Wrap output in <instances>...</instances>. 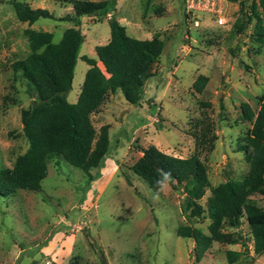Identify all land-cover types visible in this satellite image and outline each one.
I'll use <instances>...</instances> for the list:
<instances>
[{"label":"rangeland","instance_id":"obj_1","mask_svg":"<svg viewBox=\"0 0 264 264\" xmlns=\"http://www.w3.org/2000/svg\"><path fill=\"white\" fill-rule=\"evenodd\" d=\"M10 1L0 0V169L12 167L26 150L20 110L31 103L25 82L9 68L30 52L24 35L29 25L16 18ZM17 1L53 13L56 19L40 17L33 25L51 30L54 42L73 26L57 19L73 14L72 0ZM116 3L115 12L98 21L80 17L84 42L68 102L77 101L88 68L81 56L96 58L95 46L110 37L111 19L134 38L157 36L164 41L155 74L146 80L138 104H130L117 90L91 114L97 131L109 125L103 166L90 170L97 177L90 179L65 159L52 158L39 190L0 197V264H264V253L253 250L245 217L239 228L223 226L236 243L214 241L196 261L193 238L178 236L176 229L194 225L207 232L206 210L202 217L189 218L182 185L164 182L153 191L131 170L141 147L155 145L187 157L203 139L197 151L211 186L241 179L249 165L238 145L250 124L241 120L240 105L246 102L255 111L259 107L264 46L250 37L251 26L240 35H233L228 26L194 27L186 20L183 0ZM224 12L226 20L235 21L239 4L227 3ZM199 75L208 77L201 92L193 88ZM209 193L207 189L199 200L204 207ZM249 200L264 206V195Z\"/></svg>","mask_w":264,"mask_h":264},{"label":"trees","instance_id":"obj_2","mask_svg":"<svg viewBox=\"0 0 264 264\" xmlns=\"http://www.w3.org/2000/svg\"><path fill=\"white\" fill-rule=\"evenodd\" d=\"M230 1L239 4V16L231 33L243 34L251 26L250 37L264 46V0ZM116 2L72 0L73 14L57 19L70 21L73 26L63 31L58 42L53 41V32L24 29L30 52L12 62L9 68L25 82V92L31 98V103L20 110L21 136L27 147L16 156L12 167L0 169V197L18 190H39L52 158L65 159L89 174L90 179L98 176L90 175V170L103 166L110 146L109 125H102L97 131L91 114L100 109L107 95L115 94L117 90H121L127 102L138 104L146 80L155 74V64L164 46V41L157 36L138 39L128 35L123 24L111 19L109 40L95 46L96 58L81 56L88 68L77 101L68 102L67 94L84 42L80 17L93 16L98 21L115 12ZM10 3L16 18L28 25L40 17L56 19L45 8H33L17 0ZM207 80V76L199 75L193 83L194 90L201 92ZM240 107L241 120L250 124L242 137L243 142L238 145L249 165L241 179H228L211 186L206 165L197 151L203 139L197 141L196 151L188 157L165 153L154 145L141 147V156L131 165V170L153 191L164 182L182 185L184 209L189 218L202 217L206 210L210 220L207 232L194 225H181L176 229L178 236L193 238L196 261L204 257L214 241L236 243L231 232L223 231V226L239 228L243 217L250 229L254 252L264 253V206L249 200L254 194L264 195V94L259 96L256 111L246 102ZM207 189L210 193L204 207L199 200ZM100 264L107 263L101 261Z\"/></svg>","mask_w":264,"mask_h":264},{"label":"built area","instance_id":"obj_3","mask_svg":"<svg viewBox=\"0 0 264 264\" xmlns=\"http://www.w3.org/2000/svg\"><path fill=\"white\" fill-rule=\"evenodd\" d=\"M230 0H183L186 20L194 27H232L234 20L225 19L224 7ZM200 14V16H198Z\"/></svg>","mask_w":264,"mask_h":264},{"label":"crops","instance_id":"obj_4","mask_svg":"<svg viewBox=\"0 0 264 264\" xmlns=\"http://www.w3.org/2000/svg\"><path fill=\"white\" fill-rule=\"evenodd\" d=\"M30 5V4H29ZM31 6V5H30ZM29 28H32V29H36L35 27H34V25L33 24H31V25H29L28 26ZM36 30H38V29H36ZM42 31H46V29L45 30H42ZM51 30H49V32H50ZM105 38V40L106 41H104L105 43L109 40V38L108 37H104ZM142 38H145V39H151L152 37L151 36H149V37H147V36H143ZM94 54H95V51H94ZM150 146V145H149ZM155 146V145H154ZM155 147H157V146H155ZM158 148V147H157ZM159 149V148H158ZM188 157V156H187Z\"/></svg>","mask_w":264,"mask_h":264}]
</instances>
